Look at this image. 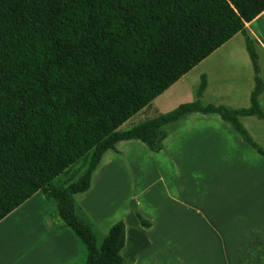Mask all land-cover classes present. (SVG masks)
Segmentation results:
<instances>
[{"label": "trees", "instance_id": "1", "mask_svg": "<svg viewBox=\"0 0 264 264\" xmlns=\"http://www.w3.org/2000/svg\"><path fill=\"white\" fill-rule=\"evenodd\" d=\"M263 11L264 0H0V221L43 190L84 243V264H128L125 221L99 245L74 195L90 189L119 141L139 139L159 152L166 125L192 112L219 114L264 155L240 119H264L260 56L246 27ZM238 32L254 69L249 107L205 103L203 75L197 100L120 129ZM91 150L76 181L53 183ZM135 203L141 225L150 226Z\"/></svg>", "mask_w": 264, "mask_h": 264}, {"label": "crops", "instance_id": "2", "mask_svg": "<svg viewBox=\"0 0 264 264\" xmlns=\"http://www.w3.org/2000/svg\"><path fill=\"white\" fill-rule=\"evenodd\" d=\"M246 27L256 39L264 79V11ZM203 75L205 103L250 106L254 69L242 32L144 109L167 113L197 100ZM260 104L264 110V92ZM240 119L264 148V119L254 115ZM165 128L169 134L159 152L134 138L121 140L116 149L104 153L90 189L74 195L80 216L103 235L123 219L127 240L122 254L128 264H264V155L217 113L192 112ZM122 141L135 144V149L120 147ZM135 151L145 156L144 164ZM112 168L124 172L125 193L117 185L111 208L105 199L99 205L95 189L103 188L104 170ZM156 170L161 171L156 177L141 178V171ZM111 175L114 183L119 181L117 171ZM132 200L150 226L141 225ZM107 209L117 211L111 215ZM85 249L59 215L56 201L43 190L0 221V264H83Z\"/></svg>", "mask_w": 264, "mask_h": 264}, {"label": "rangeland", "instance_id": "3", "mask_svg": "<svg viewBox=\"0 0 264 264\" xmlns=\"http://www.w3.org/2000/svg\"><path fill=\"white\" fill-rule=\"evenodd\" d=\"M154 115H155V113H151L150 110L142 109L141 111L136 113L133 117H131L128 121H126L123 125H121L120 129L121 130L130 129L133 126H136V125L142 123L147 118H150L151 116H154ZM135 146H136L135 144L131 145L127 141L120 142V147L125 148V149L130 148V149L134 150ZM138 148L142 149L139 144H138ZM92 152H93V150H91L86 156L82 157L79 161H77L74 165H72L66 172L57 176L55 178L56 184H63V183H67L68 181H76L81 176V174L83 173L85 168L87 167ZM135 152H136L135 156L137 157L138 161L144 164L146 162L145 156H143V154L139 153L138 151H135ZM161 170L164 171V173L167 176H170L169 170H166L165 168H162ZM115 171H117V173L119 174V181L118 182L116 181V183H114V176L111 175ZM104 172H107V177L105 175L106 178L104 180L105 183L102 186L103 188L98 189V187H96L95 192H96V190H98L97 193H99V195H98L99 205H101V203L103 205L107 201V204L109 205V207L112 208L113 207L112 191L115 190L117 187L119 188V186H120V190H122V194L125 193V191H124L125 190V186H124L125 185L124 184L125 175L121 169H113L112 168V170L111 169L106 170V171L104 170ZM160 172H161L160 170H156V171H150L147 174L146 171H141V178L145 179V178H149L151 176L156 177ZM96 181H97V179H96ZM117 185H119V186H117ZM96 197H97V194H96ZM101 199H103V200L105 199L106 201L102 202ZM119 199L122 200V198H120V197H119ZM108 210H110L111 215H114V213L117 211V209L113 210V212L111 211V209H107V211ZM98 211H100V210L98 209ZM96 233H97V236H96L97 242L100 245L103 242L105 234L103 235L98 228H96ZM86 255H87V252L85 249V258H86ZM85 258H84V260H85ZM76 264H80V263H76Z\"/></svg>", "mask_w": 264, "mask_h": 264}]
</instances>
